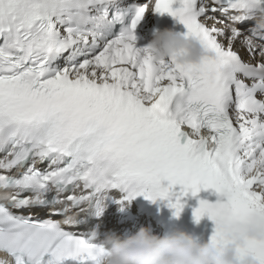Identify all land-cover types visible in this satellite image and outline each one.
<instances>
[{"label":"snow or ice","instance_id":"obj_1","mask_svg":"<svg viewBox=\"0 0 264 264\" xmlns=\"http://www.w3.org/2000/svg\"><path fill=\"white\" fill-rule=\"evenodd\" d=\"M148 11L214 55L157 61L136 46ZM0 154L13 264H95L85 209L146 195L179 217L207 189L221 199L200 200L196 222L264 264V0H0Z\"/></svg>","mask_w":264,"mask_h":264},{"label":"clouds","instance_id":"obj_2","mask_svg":"<svg viewBox=\"0 0 264 264\" xmlns=\"http://www.w3.org/2000/svg\"><path fill=\"white\" fill-rule=\"evenodd\" d=\"M147 48L157 61H172L184 68L198 67L214 55L198 39L174 29L155 31ZM241 243L229 241L218 247L181 228L160 235L145 226L127 236L109 233L94 244L95 264H257L251 256L243 261L239 258ZM0 264H13L12 256L3 248Z\"/></svg>","mask_w":264,"mask_h":264},{"label":"bare ground","instance_id":"obj_3","mask_svg":"<svg viewBox=\"0 0 264 264\" xmlns=\"http://www.w3.org/2000/svg\"><path fill=\"white\" fill-rule=\"evenodd\" d=\"M152 1V0H151ZM146 21H148V18L146 19ZM242 51V50H241ZM243 52V51H242ZM244 53V52H243Z\"/></svg>","mask_w":264,"mask_h":264}]
</instances>
